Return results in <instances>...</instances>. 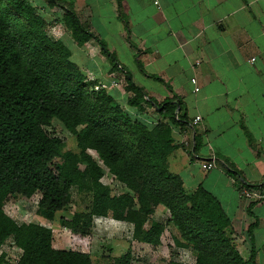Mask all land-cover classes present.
<instances>
[{
    "label": "trees",
    "instance_id": "1",
    "mask_svg": "<svg viewBox=\"0 0 264 264\" xmlns=\"http://www.w3.org/2000/svg\"><path fill=\"white\" fill-rule=\"evenodd\" d=\"M37 10L29 0H0V244L10 236L21 248L17 263L9 264H96L86 252L54 248L50 229L16 223L2 211L10 195L36 194L37 214L52 219L72 202L74 188L87 199L72 215L75 228L95 216L110 215L132 224L133 240L155 246L169 226L174 246L191 250L192 264H258L254 248L246 258L240 254L219 201L201 186L188 191L169 169L175 148L171 124L188 122L180 109L175 112L181 103L167 99L158 104L145 98L130 71L121 66L126 92L132 94L128 104L139 113L145 105L154 106L161 119L153 123L131 116L113 94L70 60L69 47L48 35ZM63 10L52 23L61 22L77 45L96 40L112 68H117L115 55L72 6ZM54 118L76 138L77 152L64 150V140L48 131ZM87 149L96 152L97 160ZM98 160L126 190L110 192L100 181L104 169ZM159 205L168 212L165 221L152 218ZM131 261L128 250L107 264Z\"/></svg>",
    "mask_w": 264,
    "mask_h": 264
},
{
    "label": "crops",
    "instance_id": "2",
    "mask_svg": "<svg viewBox=\"0 0 264 264\" xmlns=\"http://www.w3.org/2000/svg\"><path fill=\"white\" fill-rule=\"evenodd\" d=\"M29 1L57 16L71 5L146 97L181 103L175 112L188 122L171 124L177 146L169 169L188 191L201 186L212 194L231 221L240 254L246 258L254 248L264 264V0ZM65 34L70 60L112 87L111 73L121 71H111L98 42L77 45ZM146 110L133 112L156 115L148 117L153 123L161 119L154 106ZM242 187L259 196H242Z\"/></svg>",
    "mask_w": 264,
    "mask_h": 264
},
{
    "label": "rangeland",
    "instance_id": "3",
    "mask_svg": "<svg viewBox=\"0 0 264 264\" xmlns=\"http://www.w3.org/2000/svg\"><path fill=\"white\" fill-rule=\"evenodd\" d=\"M36 8L38 9V13L46 21L48 35L68 42L69 38L67 37L68 35L65 34L67 30L65 26L59 21L52 23L53 19H60L61 16L52 13L48 7L42 8L36 6ZM124 58L126 60L128 59L127 57ZM108 61L110 63L109 59ZM119 66L121 67L120 64ZM119 66L117 68H112L111 65V71H121L111 73L113 77L116 78L117 84L112 85V87H108V85L104 83L101 85L113 94L116 98V102L125 111L131 114V116L138 115L133 113V106L129 105L127 102V99L131 97L132 94L126 92L125 75ZM128 67L130 68L129 65ZM82 73L89 80H93L89 78L85 72L82 71ZM109 73H106V75H110ZM146 96L147 94L145 93V98H147ZM147 107L149 108V106L145 105V108L143 110L140 109V111L147 112ZM150 111L152 113L155 112L152 108H150ZM155 116L156 115H147L146 118ZM48 131L64 140V150L72 152L78 151L79 148L76 138L64 128L58 119L54 118L52 120L51 128H49ZM173 140L176 147V141L174 138ZM87 153L97 160L96 152L93 149H87ZM98 161L104 169L100 181L109 187L110 192L116 194L126 190L122 183L110 173L109 169L103 166L100 160ZM71 197L72 202L64 209L57 211L52 219L43 218L37 214L38 196L36 194L29 197L10 195L4 200L2 211L16 223H36L50 229L52 232V246L54 248L76 249L86 252L90 254L92 261L96 264H107L108 259L112 256L120 255L128 250L132 254L131 264H168L170 260L190 264L194 262V256L190 249L176 248L174 246L169 226H166L162 231L159 236V243L155 246L133 240L132 224L125 220H118L110 215L95 216L92 221L82 228L73 227L70 224L72 215L75 210L84 208L87 199L85 196L79 195L75 188L72 191ZM167 217L168 212L161 205L156 208L152 216L153 219L161 221H165ZM20 253L21 248L15 244L10 236L7 237L5 241L0 244V264L17 263Z\"/></svg>",
    "mask_w": 264,
    "mask_h": 264
},
{
    "label": "built area",
    "instance_id": "4",
    "mask_svg": "<svg viewBox=\"0 0 264 264\" xmlns=\"http://www.w3.org/2000/svg\"><path fill=\"white\" fill-rule=\"evenodd\" d=\"M253 60V58H252ZM191 83L194 85V90L197 91L198 90V87L196 86V79L195 77H192L190 79ZM111 83V86L112 85H116L117 84V81L115 79L111 80L110 81ZM99 88V86H95V89ZM200 119V116L197 115L194 117V121H198ZM206 167L209 169V168H212L214 167V158H212L209 162H207V165ZM241 195L244 196V197H251V196H259V193L255 192V191H252L251 189H248L246 187H242L241 188V191H240Z\"/></svg>",
    "mask_w": 264,
    "mask_h": 264
}]
</instances>
